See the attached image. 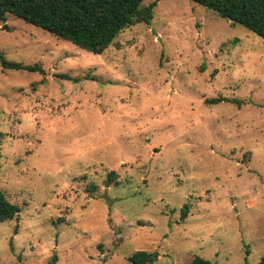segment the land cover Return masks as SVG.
Here are the masks:
<instances>
[{"label": "rangeland", "instance_id": "1", "mask_svg": "<svg viewBox=\"0 0 264 264\" xmlns=\"http://www.w3.org/2000/svg\"><path fill=\"white\" fill-rule=\"evenodd\" d=\"M0 51L45 71L0 63V188L21 207L0 221V264H133L138 250L153 264L260 263L262 37L159 0L101 54L12 14Z\"/></svg>", "mask_w": 264, "mask_h": 264}, {"label": "trees", "instance_id": "2", "mask_svg": "<svg viewBox=\"0 0 264 264\" xmlns=\"http://www.w3.org/2000/svg\"><path fill=\"white\" fill-rule=\"evenodd\" d=\"M158 1L144 5V0H0V23L6 21L8 14H12L83 50L101 54L124 29L141 22L150 24ZM193 1L233 23L243 25L264 39V0ZM0 63L4 68L45 72L39 64L24 65L9 60L1 51ZM58 76L71 81L80 79L66 73ZM221 100L223 99L218 97L210 101L218 103ZM3 135L0 131V137ZM116 176L115 171H110L108 182ZM89 190L94 191L95 186L91 185ZM20 211L21 207L11 202L0 188V221L12 220ZM181 211L182 217L185 218L189 206L184 204ZM158 257L156 251L138 250L129 260L133 264H153ZM56 261L57 257L54 255L49 264H55ZM190 264L217 263L196 255ZM259 264H264V256Z\"/></svg>", "mask_w": 264, "mask_h": 264}]
</instances>
